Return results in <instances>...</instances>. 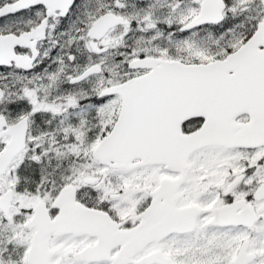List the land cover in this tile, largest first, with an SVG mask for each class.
Listing matches in <instances>:
<instances>
[{
  "label": "snow or ice",
  "instance_id": "1",
  "mask_svg": "<svg viewBox=\"0 0 264 264\" xmlns=\"http://www.w3.org/2000/svg\"><path fill=\"white\" fill-rule=\"evenodd\" d=\"M0 264H264V0H0Z\"/></svg>",
  "mask_w": 264,
  "mask_h": 264
}]
</instances>
